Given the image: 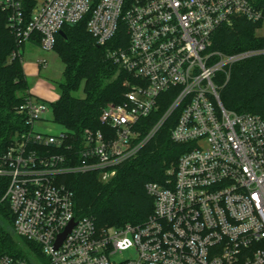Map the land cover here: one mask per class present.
Listing matches in <instances>:
<instances>
[{
    "label": "built area",
    "instance_id": "1",
    "mask_svg": "<svg viewBox=\"0 0 264 264\" xmlns=\"http://www.w3.org/2000/svg\"><path fill=\"white\" fill-rule=\"evenodd\" d=\"M24 1L0 0L21 49L38 34L39 47L54 50L64 26L87 19L132 81L121 103L102 110L104 129L81 135L47 121L51 103L34 96L16 109L26 129L6 140L0 115V219L9 212L16 235L37 244L45 264H264V118L226 109L216 83L236 63L264 56V47L212 49L217 30L242 18L264 38L258 0H43L29 21ZM163 106L143 135L141 120ZM172 119L171 138L189 150L168 171L173 180L147 185L150 217L99 228L78 216L62 177L96 171L110 181ZM0 264L31 263L4 254Z\"/></svg>",
    "mask_w": 264,
    "mask_h": 264
},
{
    "label": "trees",
    "instance_id": "2",
    "mask_svg": "<svg viewBox=\"0 0 264 264\" xmlns=\"http://www.w3.org/2000/svg\"><path fill=\"white\" fill-rule=\"evenodd\" d=\"M38 0L24 1V14L29 21ZM264 10V0H258ZM257 24L238 19L233 27H221L213 36V50L224 54L264 47L258 38ZM64 36L57 35L55 51L64 63L60 96L51 103L55 122L81 135L87 129H104L99 117L109 104L121 103L128 90L130 75L107 56V46L99 45L87 30V19L63 27ZM31 42L39 46L35 34ZM112 45V43H111ZM109 45V46H111ZM218 80L220 99L224 107L240 114H257L264 118V56L236 63L228 82ZM83 92V96L79 93ZM29 97L28 76L17 36L8 24V12L0 9V115L2 136L26 129L25 119L16 109ZM166 106L151 117L142 119L144 135L160 118ZM175 119L141 149L137 156L122 163L117 175L108 182L99 179L98 172L72 173L62 177L75 196V211L80 217L90 216L99 228L143 224L153 213L154 199L147 191L151 182L166 184L173 176L170 169L177 166L188 144L171 138ZM25 258L31 264H45L40 247L16 235L9 212L0 219V255Z\"/></svg>",
    "mask_w": 264,
    "mask_h": 264
},
{
    "label": "rangeland",
    "instance_id": "3",
    "mask_svg": "<svg viewBox=\"0 0 264 264\" xmlns=\"http://www.w3.org/2000/svg\"><path fill=\"white\" fill-rule=\"evenodd\" d=\"M43 0H38L41 3ZM261 29L258 27L255 30L256 36L258 38H263L261 36ZM23 55L24 69L28 76L30 91L34 98L44 99L48 103H53L58 100L60 96L59 83L62 80V74L64 71V63L60 59L58 53L55 50L46 51L39 46H34L30 42L23 46L21 49ZM43 66L40 65L42 61H45ZM232 68H229L226 72L219 74L216 78V83L221 87L218 80L222 76L228 82L231 78ZM83 96V92L79 93ZM45 119L47 121L53 120V114L49 112L46 114ZM50 127L51 124H47ZM54 130L58 127L51 126Z\"/></svg>",
    "mask_w": 264,
    "mask_h": 264
},
{
    "label": "water",
    "instance_id": "4",
    "mask_svg": "<svg viewBox=\"0 0 264 264\" xmlns=\"http://www.w3.org/2000/svg\"><path fill=\"white\" fill-rule=\"evenodd\" d=\"M60 34H61L62 36H64V32H63V31H61ZM70 229H71V228H70ZM70 229L68 230V232L70 231ZM66 235H67V233H65L64 235L61 236L59 244H61L62 240L66 237Z\"/></svg>",
    "mask_w": 264,
    "mask_h": 264
},
{
    "label": "crops",
    "instance_id": "5",
    "mask_svg": "<svg viewBox=\"0 0 264 264\" xmlns=\"http://www.w3.org/2000/svg\"><path fill=\"white\" fill-rule=\"evenodd\" d=\"M32 45H34L33 43H31ZM34 46H36V45H34ZM41 65V64H40Z\"/></svg>",
    "mask_w": 264,
    "mask_h": 264
}]
</instances>
